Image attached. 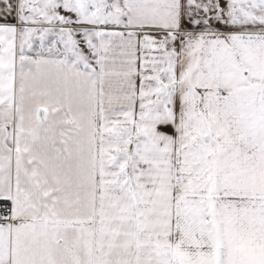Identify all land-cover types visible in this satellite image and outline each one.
<instances>
[{
	"label": "snow or ice",
	"instance_id": "1",
	"mask_svg": "<svg viewBox=\"0 0 264 264\" xmlns=\"http://www.w3.org/2000/svg\"><path fill=\"white\" fill-rule=\"evenodd\" d=\"M0 264H264V0H0Z\"/></svg>",
	"mask_w": 264,
	"mask_h": 264
}]
</instances>
